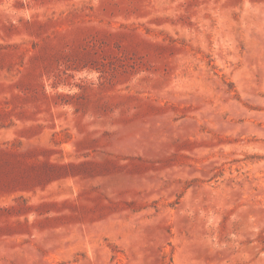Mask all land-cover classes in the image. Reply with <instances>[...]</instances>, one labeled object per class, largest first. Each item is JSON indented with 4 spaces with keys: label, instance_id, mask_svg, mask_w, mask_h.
<instances>
[{
    "label": "rangeland",
    "instance_id": "374dc122",
    "mask_svg": "<svg viewBox=\"0 0 264 264\" xmlns=\"http://www.w3.org/2000/svg\"><path fill=\"white\" fill-rule=\"evenodd\" d=\"M0 264H264V0H0Z\"/></svg>",
    "mask_w": 264,
    "mask_h": 264
}]
</instances>
